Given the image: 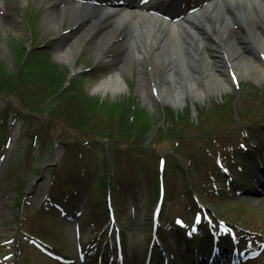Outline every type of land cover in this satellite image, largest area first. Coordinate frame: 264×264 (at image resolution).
Returning a JSON list of instances; mask_svg holds the SVG:
<instances>
[{
  "label": "rangeland",
  "instance_id": "rangeland-1",
  "mask_svg": "<svg viewBox=\"0 0 264 264\" xmlns=\"http://www.w3.org/2000/svg\"><path fill=\"white\" fill-rule=\"evenodd\" d=\"M65 1L67 0L49 4L48 0H0V60L10 71L13 70L20 51V46L17 45L19 43L25 44V59L31 47H39L52 61L67 69L65 81L61 86L64 91L55 98L38 96L37 86L26 82L21 76L22 81L19 72L10 76L14 85L10 88L16 87L18 90L10 96L0 95V264H63L47 255L40 246L30 244L32 242L29 238L24 240V261L19 262V256L23 252L18 250V254L15 253V240L18 234L20 239L22 237L18 229L20 227L50 243L53 250L66 255H73L75 252L79 240L78 227L82 244L96 239L103 229L106 234L105 210L99 201L101 192L95 190L97 184L93 177L89 179L86 176H96L100 173L105 157L109 158L114 175V211L116 222L121 228L125 264H165V258L167 264H227L224 255L214 257V261H210L207 241L198 246H178L172 226L176 216L182 215L189 221L192 216L188 213L191 196L187 176L199 188L206 179V164L218 172L217 176L220 175L215 159L219 152L228 156V138L236 139L240 136L239 140L244 139L248 144L245 134L260 136V133L250 131L264 126V76L259 78L253 72L246 75L237 73L236 82L222 84L220 77L226 76L227 67L221 66L212 57L213 54H218V51L211 48L209 41H206L205 45H199V38L193 35L195 47L200 46L196 62L203 64V68L197 71L205 75L208 92L203 98L195 97L186 84L185 76L180 75L184 80L182 103L173 106L170 102L158 99L153 93V83L158 85L159 82L166 83L167 92H179L173 79L167 75L163 63L160 64L156 60L149 62L147 55L144 54L141 58L135 51L123 60L121 49L125 46V36L118 38L117 44H113L109 39L102 43L98 41L100 30L108 24L91 27V21L86 20L84 16L71 19L70 13L65 15L62 22L56 25L50 23V13ZM73 1L96 7H109L115 6L113 3L119 0ZM208 1L201 0L206 3ZM192 2L195 4L197 0ZM203 5L201 3L199 7L202 8ZM87 27L91 28L85 31ZM210 30L214 31L213 28ZM245 31L242 25L233 24L228 33L244 37ZM74 40L77 42L72 63L60 59L58 47ZM99 47L104 52L102 56L98 55ZM248 52L249 48L243 47V53ZM206 53L210 54V59H207ZM256 59L259 60L260 57L255 52ZM122 62L125 64L121 69ZM156 64L160 66L158 71ZM72 67L73 74L70 72ZM117 72L121 73L125 82L120 92H94L98 81L116 75ZM141 73L145 84L140 83ZM75 79L82 91L97 97L100 103L115 102L119 98L130 96L150 115H161L165 106L180 110L191 103L187 123L183 122L182 126H178L173 135L166 132L151 136L152 132H149L129 140L121 139L116 142L118 147L112 150L113 142L106 141L98 134L106 135V132L102 131L107 128L108 121L115 120L117 114L110 116L108 109L92 110L83 106L84 116L79 117L76 123L82 128L80 130L68 127L59 115H66L68 111L80 107L72 98L73 92L65 91ZM144 90L147 91L146 96L143 95ZM8 101L13 104L12 108L8 106ZM35 131L40 132L37 137L33 136ZM86 132L93 134L88 138ZM113 136L118 135L114 133ZM6 138L10 139L8 144ZM68 141L81 151L82 161H77L78 164L85 163V167H74L75 160L71 159L72 154L67 153V148L71 147H66ZM143 143L150 146V149L143 146L141 150L149 155L147 158L144 155L142 157L143 162L147 163V172L143 168L140 172V168L134 175V165H129L127 159L131 156L137 158L140 153L139 145L142 146ZM232 147V150L237 152V148ZM160 155L166 158L164 177L168 197L162 203L159 214L160 222L156 231L159 242L150 255L153 228L150 216L156 197L154 171ZM232 161L233 159L224 162L234 171ZM53 162L56 163L55 167L51 166ZM255 162L253 161V164ZM252 168V164H249L248 170ZM40 169L41 179L29 189ZM53 173L56 174L54 184L50 178ZM141 173H145V177H142ZM259 177L261 176L258 172L252 185L249 183L248 188L242 189L240 199L237 197L231 201L229 197L209 198L213 207L211 209L221 218L232 221L238 217L237 220L243 222L255 216L252 218V224L257 225V228L259 226L264 233V186L259 185ZM68 178L70 185H65ZM51 188L54 201L64 202L67 199L63 212L43 206L46 191ZM206 189H210L209 185ZM20 192L27 194L24 197L26 202L22 219H19L21 212L19 213L16 207V198ZM203 199L208 201L206 197ZM78 209L81 215L78 214ZM110 236L111 242H114V233ZM229 243H226L224 248L231 251L233 244ZM244 262L264 264V246L254 258Z\"/></svg>",
  "mask_w": 264,
  "mask_h": 264
},
{
  "label": "bare ground",
  "instance_id": "bare-ground-1",
  "mask_svg": "<svg viewBox=\"0 0 264 264\" xmlns=\"http://www.w3.org/2000/svg\"><path fill=\"white\" fill-rule=\"evenodd\" d=\"M48 1L49 4L59 2ZM125 1L121 6L108 8L67 0L50 13L49 22L56 25L70 13L71 19L84 16L86 20L91 21V27L108 24L100 30L98 41L102 43L109 39L113 44H117V39L125 36V46L121 49L123 60L135 51L141 58L144 54L147 55L149 62L156 60L160 64L163 63L167 75L173 79L179 92H167L166 83L159 81L158 85H155V92L161 100L174 106L182 103L184 94V80L180 75L185 76L186 84L195 97L203 98L208 92L205 75L197 71L203 68V64L196 62L200 46L195 47L193 35L199 38V45H205L206 41H209L211 48L218 51V54H213L212 57L221 66L227 67L226 76L220 77L222 84L229 85L235 73L246 75L253 72L259 78L264 76L263 61L255 60V52L260 56L264 54V0H212L203 9L177 20L166 19L159 12H152L147 4ZM233 24L245 28L244 37L228 33ZM91 27H87L85 31ZM211 28L214 31H211ZM76 42L77 40H74L58 47L60 59L72 63ZM243 47L249 48L247 54L243 53ZM103 54L99 47L98 55ZM206 55L207 59H210V54ZM124 64L122 62L121 69ZM159 69L160 66L156 64V71ZM142 82L146 83L143 75L140 77V83ZM124 86V79L121 73L117 72L116 75L98 81L94 92L116 93ZM146 94L147 91L144 90L143 95Z\"/></svg>",
  "mask_w": 264,
  "mask_h": 264
},
{
  "label": "trees",
  "instance_id": "trees-1",
  "mask_svg": "<svg viewBox=\"0 0 264 264\" xmlns=\"http://www.w3.org/2000/svg\"><path fill=\"white\" fill-rule=\"evenodd\" d=\"M17 45L20 46V51L17 54L13 70L10 71L3 61L0 60V95L4 94L10 96L12 93H15L18 90L16 87L13 89L10 88L12 85V78L10 76H13L15 72H19L20 78L22 76L26 82L37 86L36 89L38 96H43L45 98H55L56 96H59L64 91L61 89V86L65 81L67 69L61 67L59 64L52 61L49 56L43 54L42 51L37 49H31L29 52H27L28 57L25 59V44L19 43ZM3 78L6 80L4 81ZM21 80L23 81V78H21ZM65 91H72L74 94L72 95V98L75 99L80 106L79 108H75L72 111H68L66 115L59 114L64 119L68 127L71 126L73 128H77L78 130L82 129L76 123L79 117L84 116L82 114L83 106H87L92 110H98L100 108L106 110L108 109L110 116L117 114L115 120L108 121V125H106L107 128H105V131H102L106 132V135H101V133L98 134L107 141L113 142L111 143L112 150H115L116 147H118L116 142L121 139L129 140L131 137H140L152 132L161 119H163V124L157 129L158 135L164 134L166 132H169L168 134L173 135V132L177 131L178 126H182L183 122L187 123L188 120V106H185L182 110H175L169 106H165L162 110V114L155 116L148 114L145 109L141 108L135 102L134 98L130 96L119 98L118 101L115 102L100 103L97 97L90 95L88 92L82 91L78 85L77 79L73 80L72 84L67 89H65ZM9 99L11 100L12 98L10 97ZM7 103H9V107L13 105L9 101ZM114 133H116L118 136H113ZM92 134L93 133L86 132L88 138H90ZM70 145L71 147L67 148V153L72 154L71 156L73 157L71 159L75 160L74 165L78 166V168H83L85 163L78 164L77 161H82V156L80 155L81 151L68 141L66 147ZM143 146L150 149V146H147L146 143H143L142 146L139 145L140 153L137 158L131 156L127 159L129 165H134L132 168V171L134 172L140 168V172L142 168L145 171L147 170V163L143 162L142 157L145 156L147 158L149 155L141 151ZM108 160L109 158L107 157L103 159V165L97 177L98 183L102 185V188L106 185L107 180H112L111 170L109 168L110 163ZM141 175L145 177V173H141ZM154 175L155 180L158 181L160 173L157 169H155Z\"/></svg>",
  "mask_w": 264,
  "mask_h": 264
}]
</instances>
